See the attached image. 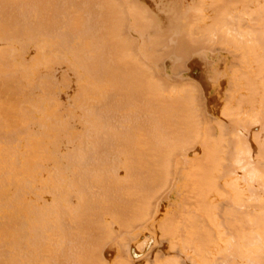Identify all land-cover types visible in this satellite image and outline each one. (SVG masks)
I'll return each mask as SVG.
<instances>
[{
	"label": "bare ground",
	"instance_id": "6f19581e",
	"mask_svg": "<svg viewBox=\"0 0 264 264\" xmlns=\"http://www.w3.org/2000/svg\"><path fill=\"white\" fill-rule=\"evenodd\" d=\"M262 66L264 0H0V264H264Z\"/></svg>",
	"mask_w": 264,
	"mask_h": 264
},
{
	"label": "rangeland",
	"instance_id": "374dc122",
	"mask_svg": "<svg viewBox=\"0 0 264 264\" xmlns=\"http://www.w3.org/2000/svg\"><path fill=\"white\" fill-rule=\"evenodd\" d=\"M214 48V50L212 51V50H209L207 53L205 52V51H203V50H205V49H203V50H201V51H199L198 53H194V54H192V55H190L189 57H188V61L186 62V64H185V67L186 68H184L183 70H185V69H187L186 71H184L183 72V70H181V73L179 72V71H177V72H175V73H177L176 75H174L175 77H177V78H180V79H184V80H187V81H189V79H191V81L192 82H194L195 83V81H196V84H198L199 85V83H202L201 84V87H200V93H199V95H200V103L202 104L201 105V109L202 110H204L205 111V113L204 114H206V116L210 119H214L213 118V116H215L216 114H217V112H218V107H219V99H218V94H219V91H220V88H221V86L219 85V82H214V83H207V84H205L204 85V82H203V78H204V74H206V73H209V72H211L212 70H216V71H218L217 69H219V70H221L220 68H222V70L224 69V67H225V65L226 64H228V58H230L229 56L227 57V54H226V52H225V56H223L224 55V53H223V51L224 50H220V49H217V48H215V47H213ZM161 49V51H162V54H163V52H164V50L165 49H163V48H159L158 50H160ZM217 49V50H216ZM218 51V52H217ZM221 51V52H220ZM226 51V50H225ZM209 52H211V53H209ZM214 52V53H213ZM217 52V53H216ZM210 55H209V54ZM219 53V54H218ZM200 54L201 55H204V56H201L200 58H199V56H200ZM206 54H207V56H206ZM219 55H221V56H219ZM213 58H212V57ZM191 57V58H190ZM219 57H221V58H219ZM202 58V59H201ZM207 60V61H209V63L205 60V59ZM225 61H224V60ZM222 61V62H221ZM187 63H189V65H187ZM206 63V64H205ZM208 64V65H207ZM201 65H202V67H201ZM223 65H224V67H223ZM193 67V68H192ZM194 67H195V69H194ZM213 67V68H212ZM262 68H264V66H262ZM195 70H196V72H195ZM195 73V74H194ZM192 74V75H191ZM254 75V77H255V73H253ZM185 76V77H184ZM254 77H253V79H254ZM187 78V79H186ZM256 77H255V81H256ZM259 79V81L257 80V82L258 83H260V85H261V81H262V78L260 77V78H258ZM261 80V81H260ZM263 80H264V78H263ZM186 82V81H185ZM256 83V82H255ZM211 84V85H210ZM255 84H254V82H253V86H254ZM263 85V84H262ZM261 85V86H262ZM256 86H257V88H259V86H258V84H256ZM256 86H254V88L256 87ZM264 86H262V88H263ZM257 88H255V91H258L259 89H257ZM202 91V92H201ZM204 98V99H203ZM205 100V101H204ZM208 104H210V106L208 105ZM209 113H210V115H209ZM258 124V123H257ZM257 127H259V126H255L254 127V125L252 126V128H253V130L255 131V132H257L258 130L256 129ZM255 128V129H254ZM259 129V128H258ZM252 130V131H253ZM165 191H162L160 194L162 195V193H164ZM166 194L165 195H159V197H160V200H159V205H158V208L160 209V211L162 210V211H164V210H166V208H168L169 206H170V203H172V199H171V193H172V191L171 190H169L168 189V191L166 190V192H165ZM167 195V196H166ZM166 196V197H165ZM159 197H158V199H159ZM163 198V200H162V198ZM165 199V200H164ZM160 246H157L156 247V249L157 248H159Z\"/></svg>",
	"mask_w": 264,
	"mask_h": 264
}]
</instances>
